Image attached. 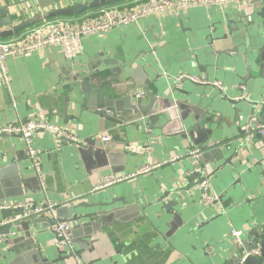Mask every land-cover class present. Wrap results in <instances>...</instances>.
I'll use <instances>...</instances> for the list:
<instances>
[{
    "label": "crops",
    "instance_id": "0c3cea01",
    "mask_svg": "<svg viewBox=\"0 0 264 264\" xmlns=\"http://www.w3.org/2000/svg\"><path fill=\"white\" fill-rule=\"evenodd\" d=\"M263 21L264 0L195 6L85 37L73 59L58 46L7 57L10 85L0 79V125L42 119L78 140L43 130L33 135L42 189L20 136L0 134V205L52 203L56 218L72 224L83 264H240L246 247L264 240L263 146L256 136L247 140L264 113ZM96 69L109 86L132 84L133 99L144 86L166 94L174 114L164 109L150 121L139 113L122 124L107 120L86 106L74 80ZM131 75L144 86H133ZM181 75L203 82H176ZM141 98L148 103L145 93ZM197 122L210 126L208 143L216 146L201 149L199 159L188 154L201 148L188 136ZM157 161L162 165L149 173L95 189L103 175ZM197 166L219 196L213 206L199 202ZM45 217L28 230H0L8 234L0 241V264H76L61 254L53 217ZM230 228L242 230V246Z\"/></svg>",
    "mask_w": 264,
    "mask_h": 264
},
{
    "label": "built area",
    "instance_id": "2783aa9c",
    "mask_svg": "<svg viewBox=\"0 0 264 264\" xmlns=\"http://www.w3.org/2000/svg\"><path fill=\"white\" fill-rule=\"evenodd\" d=\"M256 0H127L120 3L110 4L95 9L86 10L83 13L74 16H62L55 17L44 22L38 23L19 32L17 35L0 40V79L3 85L9 89L10 79L8 76V70L6 66V58L9 56H22L30 53L40 51L46 47L58 46L67 59H73L82 51V39L91 35L103 34L111 29L123 27L125 25L136 23L139 19L149 15H161L167 12H179L189 7L195 6H226L235 5L241 6L243 4H252ZM263 38H264V21L262 25ZM187 78L193 82L200 81L198 77L191 75H181L177 79ZM214 85L218 88H223L220 81H214ZM241 88L243 86H240ZM137 96H144V92L141 91ZM12 105H15V101L12 98ZM48 131L54 137H64L72 142L78 140L77 137L62 129L61 127L48 123L45 120H26L17 123H6L0 125V134L3 135H18L20 136L24 149L32 168L38 178L40 186L44 189V181L41 178L40 171L42 169L40 153L33 146V135L37 131ZM253 136H256L261 140L263 146V158H264V124L261 122L247 136V140L250 141ZM104 141L109 140V136H102ZM134 151L137 150L133 149ZM191 157L199 159L201 150L196 148L192 149L188 153ZM163 162L157 161L150 165L138 166L132 173L129 174H106L103 175L95 189H102L113 185L115 183L124 181L135 175L141 173H149L152 169L159 167ZM194 172L200 173L201 179L198 183L201 195L199 202L204 206H213L218 203L219 196L214 191L208 175L204 173L201 167L197 166ZM24 207V216L31 214L45 213L50 215L55 220L51 225L57 245L65 251L75 257L76 264H83L75 256L74 244L71 234L72 224L66 220H57L55 215V206L52 203H33L32 201H24L21 203L1 204L0 208H16ZM46 211V212H45ZM14 219L9 220L12 222ZM6 221H0L2 225ZM242 230L230 228L229 236L234 242L242 246L243 237ZM13 234V233H10ZM5 234H0V241H5ZM260 254V246L246 249L241 255L239 263L242 264L244 260L249 256H257Z\"/></svg>",
    "mask_w": 264,
    "mask_h": 264
},
{
    "label": "water",
    "instance_id": "95a60500",
    "mask_svg": "<svg viewBox=\"0 0 264 264\" xmlns=\"http://www.w3.org/2000/svg\"><path fill=\"white\" fill-rule=\"evenodd\" d=\"M123 1L127 0H1L0 40L13 37L33 25L55 17L74 16L86 10ZM101 73V71L96 69V71L78 75L74 80L78 81L79 85L82 87V93L87 98L86 106L96 108L99 114L105 116L107 120L122 124L133 116V114L139 113L144 114L146 119L150 121L156 114L161 113L164 109H168L171 114H174L173 101H171L170 98H166V94L158 96L148 92V88L145 87L140 80L136 79L135 76L131 75L133 86H144L143 92L148 100V103L145 105H143L141 97L136 96V98L133 99V95L128 93L131 90L132 84L126 83V88H124V90L109 86L108 83L102 81ZM186 79L187 78L184 77L175 81L179 83ZM119 93L124 95H117ZM205 122L210 123V118H206ZM260 122L264 124V113L260 117L259 123ZM256 125H258V123ZM247 132H252L251 127L248 128ZM210 133V126L204 127V125H199V122H197V124L191 127L188 136L194 147L201 146V148L199 147L200 150L204 149V151H206L216 147L208 143V135ZM242 137L244 138L245 136ZM24 212V207L1 209L0 221L6 222L0 225V230L3 231L6 229L5 232L10 234L14 233L11 231L13 227L20 226L23 230H28L31 223H38L44 220L48 221L45 217L47 214L44 212L39 214L41 215L40 218H36V216H38L37 214L24 216ZM14 218L16 219L9 222V220ZM54 221L55 220L52 219L51 224L54 223ZM249 248V246L246 247V249ZM61 254H63V256L70 255L65 251H61ZM242 264H264V240L260 242V254L258 256L247 257Z\"/></svg>",
    "mask_w": 264,
    "mask_h": 264
}]
</instances>
